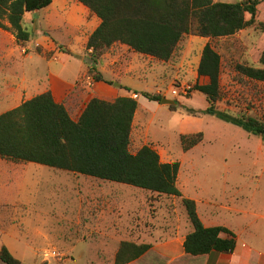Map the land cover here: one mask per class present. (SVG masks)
Instances as JSON below:
<instances>
[{
  "label": "rangeland",
  "instance_id": "rangeland-1",
  "mask_svg": "<svg viewBox=\"0 0 264 264\" xmlns=\"http://www.w3.org/2000/svg\"><path fill=\"white\" fill-rule=\"evenodd\" d=\"M80 7L68 0H54L49 8L29 13L24 23L32 38L25 45L18 44L14 35L0 29V115L31 100L34 94H42L51 72L60 73L63 69L69 77L84 72L76 92L66 101L73 119L79 118L89 102L90 92L84 87L88 86L85 73L91 63V52L87 51L91 31L87 33V19ZM258 16V21L264 18V3L259 6ZM196 26L197 21L193 20L191 32L168 62L138 56L120 44L105 54L106 61L121 56L116 66L108 63L107 69L112 66L122 72L120 75L105 72L111 86L132 78L140 85L135 92L139 96L137 100L143 93H149L178 103L177 106L159 103L158 109L148 105L145 110L139 108L131 149L136 152L150 145L162 162H179L178 186L183 189L193 178L202 185L209 183L213 190L221 189L227 181L222 175L228 166L244 169L246 175H230L228 179L246 186L259 184L261 189L256 194L259 204H264L262 138L217 117L200 114L208 103L205 96L194 92L203 49L211 43L222 56V99L217 108L233 115L261 117L264 84L249 81L236 67L264 68L260 63L264 33L256 25L233 37L211 40L198 36ZM52 40L62 42L63 49L51 44ZM56 53L60 54L52 59ZM123 59L131 65H142L143 70H130L131 78L124 77L127 72L119 67ZM20 81L31 86L26 99L15 88ZM183 86L190 87L187 96H175L173 91ZM70 89L64 84L61 96ZM197 133L204 134V141L184 151L181 136ZM259 204L256 210L264 213V206ZM130 219L146 221L150 233L157 227L168 230L174 222L175 230H184L183 225L191 226L181 199L0 158V250L7 246L23 264L55 259L66 261L64 264H113L116 256L105 252V247L114 241L100 239L99 234H114L117 244L124 242Z\"/></svg>",
  "mask_w": 264,
  "mask_h": 264
},
{
  "label": "trees",
  "instance_id": "trees-1",
  "mask_svg": "<svg viewBox=\"0 0 264 264\" xmlns=\"http://www.w3.org/2000/svg\"><path fill=\"white\" fill-rule=\"evenodd\" d=\"M77 1L101 21L87 44L91 65L85 76L94 82L109 83L99 71V65L107 51L117 44L162 62L170 61L191 32L193 20L197 21L198 36L211 40L230 38L256 25L264 33V20L258 21L259 6L264 0L238 3L215 0ZM52 4L53 0H0V29L14 35L18 44L25 45L32 38L25 27L26 14ZM260 63L264 65V51ZM236 71L251 82L264 84V68L237 65ZM221 78L222 56L208 43L203 49L194 86V92L205 96L208 103L200 114L237 126L261 137L264 143V111L261 117H252L233 115L217 108L222 99ZM142 96L151 102L163 100L149 93ZM139 108V101L132 97H118L114 101L93 98L75 120L64 103L56 102L52 92L38 95L0 115V158L181 199L193 228L184 243L186 254L196 257L212 252L234 253L235 234L225 227H205L196 201L183 196L178 186L180 163L162 162L159 153L150 145L132 151L133 124ZM203 141V133L181 136L186 152ZM151 248L148 244L124 241L114 264H130ZM0 261L23 264L7 246L0 250Z\"/></svg>",
  "mask_w": 264,
  "mask_h": 264
},
{
  "label": "crops",
  "instance_id": "crops-1",
  "mask_svg": "<svg viewBox=\"0 0 264 264\" xmlns=\"http://www.w3.org/2000/svg\"><path fill=\"white\" fill-rule=\"evenodd\" d=\"M68 1L75 5H81L80 8L87 19V33L89 34L91 31V36L93 32L100 26V19L95 15H92V13L77 0ZM28 14H26V16H29ZM263 20L264 18L259 21L261 22ZM51 44L62 46V49L64 46L62 42L53 40ZM58 54L60 53H56L52 59H54ZM136 54L141 57L145 56L150 59L153 58L143 54ZM120 58L121 56H118L117 58L106 61L104 56V59L99 65V71L104 75L106 81L108 80L105 77V72L110 71L111 73H119V75L122 74L120 70L118 71L117 68H112V66L107 69L108 63L116 66ZM119 65L120 68H123L122 70L127 72V74L124 76L127 78H131V76H129L130 70L139 69L140 72L143 70L142 65V69H140L141 67L139 65H131L127 63L125 59H123V62ZM82 73L84 72L81 71L79 74L69 77L63 69L60 73L51 72V78L47 80L44 88L45 90H43L42 94L52 92L56 102L64 103L67 107L66 101L72 93L76 92ZM86 80V84L88 86L84 88L88 89V92H90L89 101H91L93 98L114 101L118 97H133L135 92L138 90L137 88L140 87L137 82H133L134 80L132 78L129 81H119V85L115 84L114 82L113 86L107 82H94L91 78H87ZM64 84L70 86L71 89L64 96H61V90ZM15 86L18 92H21L22 95H24L22 99H26V93H28L31 86L22 84L21 81ZM38 95L34 94L33 98ZM138 101L140 103V111L147 109V105L152 106L155 109H158L160 105L158 102H151L144 97H141ZM84 109L82 110L81 114L83 113ZM224 160L226 159L224 158ZM234 169L236 171H234ZM196 172L197 171H195L194 174H196ZM239 174L241 176L246 175L244 169L228 166L226 173L222 175L227 177L228 182L225 181L221 189L219 187L213 190V187L209 185V183L202 185L201 182L197 181V178L190 180L185 189L179 188L184 197L196 201L199 215L205 227H225L235 234L237 247L234 253L224 254L212 252L208 255L196 257L188 255L185 252L184 243L187 235L193 231L192 226L187 224L186 226L183 225L184 230H175L176 224L174 222L172 227L168 230L157 227L154 229L153 233H150L147 231L148 228L146 221L142 223V219V221H139L138 219H130L125 230L124 240L137 244H148L152 246V248L145 255L130 264H264V213H258V210H256L257 205L259 204L256 193L260 191L261 186L259 184H256V186H246L244 184L235 183V180L230 182L228 179V176L230 175L238 176ZM263 174L264 170H262V175ZM193 176L194 175H192V177ZM258 181L260 182V180ZM262 205L264 206V204ZM99 238L114 241L112 244H110V246L105 247V252L108 253L110 251L114 256H116L123 241H120L117 244L115 240L117 241L118 238L114 234L107 233L99 234ZM24 255L29 256L26 252ZM43 262H47L48 264L66 263V261H59L58 259L49 261L42 260L41 263ZM87 264H92V262Z\"/></svg>",
  "mask_w": 264,
  "mask_h": 264
},
{
  "label": "built area",
  "instance_id": "built-area-1",
  "mask_svg": "<svg viewBox=\"0 0 264 264\" xmlns=\"http://www.w3.org/2000/svg\"><path fill=\"white\" fill-rule=\"evenodd\" d=\"M189 90H190V87L183 86L182 89H175L173 91V94L175 96H181V94H183V96H187V94L189 93ZM133 97L134 99H138L139 96L137 94H134Z\"/></svg>",
  "mask_w": 264,
  "mask_h": 264
},
{
  "label": "water",
  "instance_id": "water-1",
  "mask_svg": "<svg viewBox=\"0 0 264 264\" xmlns=\"http://www.w3.org/2000/svg\"><path fill=\"white\" fill-rule=\"evenodd\" d=\"M161 105H163V106H177L178 103L175 100L163 98V100L161 101Z\"/></svg>",
  "mask_w": 264,
  "mask_h": 264
}]
</instances>
